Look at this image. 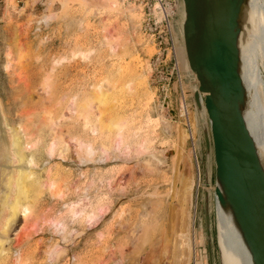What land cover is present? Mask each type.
Here are the masks:
<instances>
[{"label": "rangeland", "instance_id": "rangeland-1", "mask_svg": "<svg viewBox=\"0 0 264 264\" xmlns=\"http://www.w3.org/2000/svg\"><path fill=\"white\" fill-rule=\"evenodd\" d=\"M148 4L0 0V145L13 128L33 159L13 153L0 264H224L182 0H171L176 55ZM257 123L264 140L262 113Z\"/></svg>", "mask_w": 264, "mask_h": 264}, {"label": "water", "instance_id": "water-1", "mask_svg": "<svg viewBox=\"0 0 264 264\" xmlns=\"http://www.w3.org/2000/svg\"><path fill=\"white\" fill-rule=\"evenodd\" d=\"M182 1L183 42L189 67L198 82L193 95L200 107L199 94L204 93L209 120L210 133L204 127V141L206 156L211 150L213 153L214 194L231 217L252 264H264V155L246 122L248 99L240 93L231 50L238 26L235 7L240 0L219 1L226 12L223 21L229 24L232 40L223 35L216 0ZM208 178L206 169L207 187Z\"/></svg>", "mask_w": 264, "mask_h": 264}, {"label": "bare ground", "instance_id": "bare-ground-1", "mask_svg": "<svg viewBox=\"0 0 264 264\" xmlns=\"http://www.w3.org/2000/svg\"><path fill=\"white\" fill-rule=\"evenodd\" d=\"M219 1L220 0H216V6L218 7V11H219V17L221 20V28L223 35L224 36L226 35L225 37L226 40H232V32L230 31L229 24L223 21L224 14H226V12H224L223 11L224 9L221 7V5H219ZM262 3L263 2L261 0H240L238 2L237 6L235 7L236 15L238 14V23H237L238 26L235 34L236 38L233 40L234 44L231 50L233 49L235 56L234 57L235 69L237 73L240 93L246 94L248 99L247 106L245 109L246 122L250 130V133L252 134V136L256 141L260 154L264 155V140L260 135L258 129V123H257V118L259 117V113H262V116H264V74L262 75L261 78H259V82L261 83L260 93H258L257 90L253 89L256 84L255 72H256L257 58H255V54H259L261 57H264V7H262ZM133 9L131 8L132 13H133ZM127 11L130 12V9H128ZM181 11L184 16L183 1L181 5ZM175 55H176V50H175ZM201 96L202 95L199 94L200 106H201V102H203ZM9 136L10 138L7 139V142L5 144L2 143V145H0V161H1L0 165H2V167H0V183H1V187L3 188L1 190L0 206L4 207L5 210L7 209L9 215H11L13 214L12 212H14L16 209V207L15 209L13 208L14 207L13 206V164H12L13 153L17 155L16 160H20L21 162H23L26 159V162L28 163V162H32L33 159L31 158L29 160L28 159L29 156L25 158L24 155H20V153H23L25 149H23L24 147L23 143L21 140H19L20 136L18 135L16 130L13 131L12 128V133H10ZM22 164H26V163L23 162ZM3 165H5V167ZM215 200L217 199L215 198ZM216 205H217V201H216ZM217 206H218L217 207L218 218L220 223V239H221L220 252L224 264H252L250 255L237 229L235 228L231 220V217L229 216V214H227L222 210L219 204ZM26 208L27 207H25V210L23 209V212L25 211L24 215H27L26 213H28L27 211L28 209L26 210ZM184 223H185L184 225H186V222ZM4 229H2L3 230L2 232L5 233L6 231V235H8L7 230ZM2 232L0 230V234ZM3 233L2 236H0L1 239L0 242L4 237L5 238L9 237L4 235ZM9 238L7 239L9 240ZM181 240L184 241L183 239ZM224 243L225 246L223 247ZM3 248L5 249V247ZM4 249L2 251H4ZM185 263L188 264V262ZM175 264H179V261L177 263L175 262Z\"/></svg>", "mask_w": 264, "mask_h": 264}, {"label": "built area", "instance_id": "built-area-1", "mask_svg": "<svg viewBox=\"0 0 264 264\" xmlns=\"http://www.w3.org/2000/svg\"><path fill=\"white\" fill-rule=\"evenodd\" d=\"M144 1V0H141ZM149 1V4L147 6L149 7H156L158 12L160 13L159 18V24L158 27V39L159 43H162V41L168 46L164 48L165 50H168V54L172 53L174 55L175 53V47L173 43V35H172V18L174 15V8L172 7L171 0H147ZM152 3V4H151ZM157 26V25H156ZM167 54V53H166Z\"/></svg>", "mask_w": 264, "mask_h": 264}]
</instances>
